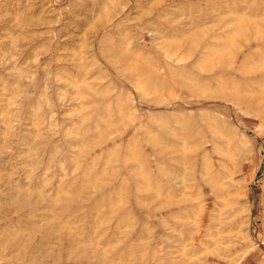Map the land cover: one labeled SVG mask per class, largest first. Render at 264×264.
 Returning a JSON list of instances; mask_svg holds the SVG:
<instances>
[{
  "label": "rangeland",
  "instance_id": "rangeland-1",
  "mask_svg": "<svg viewBox=\"0 0 264 264\" xmlns=\"http://www.w3.org/2000/svg\"><path fill=\"white\" fill-rule=\"evenodd\" d=\"M0 264H264V0H0Z\"/></svg>",
  "mask_w": 264,
  "mask_h": 264
}]
</instances>
